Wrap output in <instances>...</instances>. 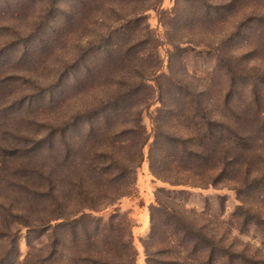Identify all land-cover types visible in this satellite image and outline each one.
I'll list each match as a JSON object with an SVG mask.
<instances>
[{
  "label": "rangeland",
  "instance_id": "rangeland-1",
  "mask_svg": "<svg viewBox=\"0 0 264 264\" xmlns=\"http://www.w3.org/2000/svg\"><path fill=\"white\" fill-rule=\"evenodd\" d=\"M154 3L156 8H148ZM139 16L143 18L136 19ZM146 23L150 32L143 36ZM120 41V52L109 55ZM141 75L150 86L142 95L134 93ZM123 82L130 86L125 88ZM194 93L202 94L197 108ZM225 100L236 114L229 131L235 150L222 180L211 184L215 173L199 180L180 167L160 174L181 178L184 184L155 176L148 149L156 117L174 136L207 133L201 125L204 118L226 112ZM184 101L188 105L181 118L173 116ZM162 103L167 108L159 113ZM140 115L150 136L142 161L123 177L130 183L126 194L93 213L99 227L114 209L126 214L133 224V264H147L144 243L151 209L159 199L181 214L187 210L191 222L203 229L198 237L204 238V245L214 248L209 237L231 245L232 262L217 252L210 261L203 250L196 251V264H264V0H0V264H40L45 241L40 225L49 211L42 195L45 177L62 207H77L78 178L90 175L91 163L101 171L112 162L102 144ZM101 126L103 134L92 139L89 129ZM179 147L165 149L179 155ZM99 155L103 157L96 160ZM125 156H117L121 164ZM96 186L95 196L108 187L98 179L88 191ZM160 188L186 192L168 200ZM158 219L164 221L165 216ZM86 222L92 227L95 221ZM146 244L151 251L159 247ZM69 245L64 238L52 254V264L60 263L61 249L69 256ZM172 248L167 253L173 255H152L153 264H183V247ZM74 255L79 256L77 264H88L81 252Z\"/></svg>",
  "mask_w": 264,
  "mask_h": 264
},
{
  "label": "trees",
  "instance_id": "trees-1",
  "mask_svg": "<svg viewBox=\"0 0 264 264\" xmlns=\"http://www.w3.org/2000/svg\"><path fill=\"white\" fill-rule=\"evenodd\" d=\"M156 7L157 3H154V5H151L148 8L154 9ZM142 10L144 11V9ZM140 14L141 13H138V15ZM141 18H143V16H139L136 19ZM137 26H139V22L135 23L134 29H136ZM144 29L146 32L143 36H147L148 32H150L149 25L147 23ZM139 42H143V39H140ZM145 42H149V40L145 39ZM123 44L124 42L122 41H120V43L118 42V46H116L114 50L109 53V55L112 53H119L120 47ZM125 55L128 56L129 54L126 52L122 58H125ZM153 70L155 71L153 74H155L157 71V63L155 64ZM134 76L136 77L137 75L134 74ZM146 81H148L147 77H145V75H141L140 84L135 86L136 88L134 93L140 95L145 94L144 89H149L150 87L147 85ZM158 84L159 83L157 82V85ZM123 85L125 88L130 86L125 82H123ZM158 87L160 89L159 85ZM201 95V93H194V95L191 94V97H194V101L191 102L195 104V108L199 107V104L196 103L201 98ZM148 99H150L149 95ZM160 100H163L162 97H160ZM189 101L190 100H187L186 97V102ZM224 103L225 107L223 109L226 112L218 113L217 111V117L214 116L204 118V124L201 125L206 126L208 130L207 133L199 132V134H195L193 136L189 135L188 137L174 136L171 135L170 132L164 131L161 128L159 122L161 117L157 116L154 120L155 127L152 135L153 140L148 149V162L151 172L155 176L161 178L163 181H168L172 185L184 184L186 181L181 178H175L173 180L170 178L168 179L167 175L163 176L165 173L160 174V171L164 170V172H166L168 170V172H170L173 167H180L178 168L179 170L187 172L190 176H196V178L199 180H204L205 177L209 178L211 177L212 173H215V175L212 176L211 181L208 182L211 184H215L216 181L222 180L226 174L225 171L231 167V163L234 159V140L230 139L229 131H233V122L235 121L233 116H236L234 110L228 106V101L225 100ZM147 104V100L144 101V106ZM186 105L188 104H185V101L179 104V107L173 109L175 112H172V115H176L177 118H181L179 115H181V113L183 114V108L186 109ZM166 108L164 103H162L161 107L158 108L157 111L159 113H163ZM261 112L263 111H260V114ZM188 113H190L191 117L193 116L192 110L188 111ZM214 125H216V129H213ZM100 129L105 128L102 126L101 128L91 127L88 131V135H90L92 139L96 138L97 133L98 135L100 132L103 134ZM222 137H224V141H221L223 139ZM149 138L150 136L146 127L141 121L140 115L133 125L121 129L120 132H115L113 139H108V142L102 144L107 153H109L112 162L110 161L111 163H108L104 167L103 164L100 163V160L102 159H99L98 163L103 166L102 168H104L101 171H98L99 165L97 169L94 167L95 165L91 167L92 163L90 166H87L90 175L88 174L87 177L83 176L82 178H78V183L75 185L81 190L77 195L79 199L76 201V203H74V205L77 207L65 205L62 207V202H59L60 200L57 198V193L55 196L53 195V188L48 175L45 177L46 191H43L42 195L44 204L46 208L49 209V211H45L47 214V219L40 225L43 234H45L40 264H52V254L58 251L60 243L66 237L70 242L69 247H67V250H69V256L64 254L63 249L59 250L61 253V261L59 264H77V258H79V256H75L74 254H78L79 252L84 255L85 261H87L88 264L134 263L133 259L135 258L136 250L132 241L131 229L133 224L130 218L126 214L120 213L114 209L115 212L109 216L107 222L104 223L101 228L99 227V219L95 218L93 213L98 212L110 204H113L120 196L126 194L127 187L130 183L124 181L123 177L131 167L139 166V163L143 158V147ZM226 139L231 140V143L227 144V142H225ZM95 144L98 143L95 142ZM171 144L173 147L176 146V144L180 146L179 155L178 153H175L174 155H172V153H167L165 146H171ZM158 149L159 153L157 152ZM96 152L97 151H94V153ZM121 152L126 155V158L122 159V161L125 160L126 162L122 164L117 158V156H120ZM156 153L159 154V157L156 155ZM101 156L103 157V155L97 156L96 160ZM131 160H134L135 163H133ZM111 165H113V167ZM113 169H115V171ZM105 170H108L110 173L105 177L106 179L103 180V176H105ZM179 173L182 172H178L177 174ZM100 175H102L101 178L99 177ZM92 177L93 180H91ZM98 179L102 180L103 183L108 187L101 188L102 192L100 195L95 196L99 190L98 187H93L89 191L88 188L90 187L91 182H98ZM228 180L234 181V179L231 178ZM117 183L119 186L114 189V191L113 189H108L110 188L109 186L113 187ZM158 192L165 194L166 198L169 200L174 199V195H176L175 193H183L186 191L164 190L163 188H160L158 189ZM59 194H61L60 191ZM81 195H83V197ZM64 197L66 196L62 194V197L59 198L63 201ZM81 202L85 203L82 205L78 204ZM185 212L184 214H181L176 211L175 208L165 205L159 199H157V205L151 209L149 236L144 243L146 255L147 257H150V259L147 260V264L154 263L152 255H162L167 253L170 248H175L176 246L183 247V252L185 253L184 259L187 260H185L183 264H196L198 259V257H196V251L203 252V250L208 252V259L211 256L210 261L214 254L213 252H217L221 259L224 260L225 258H228L232 262L230 257L234 253L232 251L231 245L224 246V244L221 242L222 240H219L217 243H215L214 240H212L213 237L212 239L210 237L206 238L210 242L213 241L215 249L213 247H209L208 245H204V243H202L204 238L198 237L199 234L203 235L202 227H198L196 224H193L188 218V215L186 214L187 212ZM160 214L165 216V219H163L164 221H160L158 219ZM86 219L95 221L92 222V227L86 222ZM26 224L27 222L23 223V225L29 226ZM62 229L67 230L66 234L65 232H61L60 234L59 231H62ZM79 229L81 230V233L79 232ZM69 235L70 238L68 237ZM179 239L181 240L179 243H177ZM98 241H102V243ZM81 242L84 243V247H82L83 245ZM147 242L150 243V246H152V243H156L159 245V247H156L151 251V247L146 244ZM78 247H82V249L78 251ZM77 251L78 253H76ZM114 253L116 255H114ZM103 254H105L104 257ZM167 254L173 255L174 253L171 251ZM117 256L119 258H117ZM157 262L160 264L166 263L164 260ZM173 263L177 264V260H171L169 264ZM206 264L212 263L206 262Z\"/></svg>",
  "mask_w": 264,
  "mask_h": 264
}]
</instances>
